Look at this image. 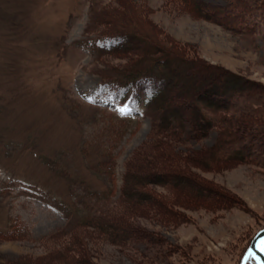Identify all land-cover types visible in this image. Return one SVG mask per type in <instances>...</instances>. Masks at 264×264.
<instances>
[{
	"label": "rangeland",
	"instance_id": "obj_1",
	"mask_svg": "<svg viewBox=\"0 0 264 264\" xmlns=\"http://www.w3.org/2000/svg\"><path fill=\"white\" fill-rule=\"evenodd\" d=\"M193 1L0 0V232L25 235L0 239V264H240L264 228V0H195L207 16ZM109 31L136 38L98 56ZM152 49L176 64L168 89L185 126L169 136L97 94ZM213 85L229 99L208 123L188 103ZM230 150L242 157L224 160ZM130 157L143 162L133 181L159 183L131 182L142 196L126 202ZM96 206L116 237L72 225Z\"/></svg>",
	"mask_w": 264,
	"mask_h": 264
},
{
	"label": "trees",
	"instance_id": "obj_2",
	"mask_svg": "<svg viewBox=\"0 0 264 264\" xmlns=\"http://www.w3.org/2000/svg\"><path fill=\"white\" fill-rule=\"evenodd\" d=\"M193 4L195 5V10H199L198 13L207 16L208 10L206 7H203L199 5L200 3L197 1H193ZM219 11V8H218ZM104 36L97 37L99 40L95 43V52L96 55H107L111 52L115 51H121L125 48L127 49V46H129V43L131 44L132 41H130V38L134 36L133 38H136V35L134 32H111L109 33H103ZM129 35V38L124 35ZM133 34V35H132ZM140 36V34L138 35ZM141 40L144 38L139 37ZM155 50L152 49V52L150 54H153V57L150 63H147L148 65H144L145 61L143 62V65L141 67H135L130 68L128 71H123L121 73H118L117 75H108L105 74L101 76L100 78L102 81L99 83V91L97 94L100 96H104L106 98L111 97V101L118 102V103H124V102H133L136 105H138L142 111V116L147 118L150 123V129L154 132L161 133V130L168 131V135H170L171 131H178L179 133L184 128V116L183 111L173 104L172 96L169 94V82L171 80H174L173 78V70L176 68V64L173 65L171 62L173 61L172 58L167 59L165 61V53L161 55H156ZM163 58V59H161ZM141 62V63H142ZM179 62V61H178ZM159 65V66H158ZM142 87L145 89V92L142 93L141 89ZM215 87L214 90H210L209 88ZM220 86H210L207 89H204L198 93V95L195 94V96L192 98L191 102L188 103V106L195 107L196 109L200 110V116L203 117L206 122H210L212 120H209L208 116L205 111L207 110H220L222 109V106L227 104L228 97L227 96H220L218 95ZM141 90V91H140ZM136 91L141 92V95H139ZM210 91V92H209ZM217 102V103H216ZM218 107V109H217ZM120 119L126 120L127 117H121ZM128 120V119H127ZM150 131V132H151ZM162 131V132H163ZM167 133V132H166ZM160 142L163 143L161 140ZM249 144V143H247ZM243 146V145H242ZM242 157V154L239 153V151L230 150L229 154L226 155L223 159L224 160H231V159H238ZM143 160L145 157H142ZM132 157L129 158V161L125 164L124 171L122 174V184L121 187L118 190L117 199H124L127 201H132V199L135 196H142L139 189L136 190L135 186H144L148 183L156 184L159 183L158 178H150L152 176L150 172H145L141 177H138L136 181H133V172L135 169H142L141 165L143 162H135L134 164H131ZM132 166V167H131ZM103 167L106 169L107 173H110V167L108 164L106 166L103 165ZM112 171V169H111ZM131 182H134L135 186L132 187ZM137 184V185H136ZM112 187H109L108 192H111ZM143 188V187H142ZM88 196V195H87ZM110 195L109 193H105V199ZM101 197V196H100ZM91 198H97L96 193H90L87 198H84V196L81 198V203H83L85 207V202L87 199ZM108 199V198H107ZM100 207L93 208L92 213L87 212L86 209L84 213H81L76 218V222L73 223L77 228H82L86 230L91 231H98L101 233H107L110 237H116L118 235L117 230L120 229V227H116L113 223V219L108 222V217H104V215L99 212ZM77 213V211L75 212ZM65 216L68 220L71 218L68 217V213L64 212ZM120 223V219H117ZM68 224L70 223L67 222ZM68 227V225H66ZM12 228V227H11ZM9 227L8 230L5 232H0V239L5 240H22L25 236L24 232L21 231L19 228H14L11 230ZM68 230V229H67ZM65 230L63 232L67 233L68 231ZM57 231V230H56ZM60 231V229H58ZM22 232V234H21ZM56 233V232H55ZM21 234V235H20ZM248 244V242H247ZM247 244L243 247L241 255L244 253V251L247 248Z\"/></svg>",
	"mask_w": 264,
	"mask_h": 264
},
{
	"label": "water",
	"instance_id": "obj_3",
	"mask_svg": "<svg viewBox=\"0 0 264 264\" xmlns=\"http://www.w3.org/2000/svg\"><path fill=\"white\" fill-rule=\"evenodd\" d=\"M262 239H264V228L261 229V230H259L256 233V235L252 239L249 247L246 249V251H245V253H244V255H243V257H242V259L240 261V264H246L249 261V259L252 258V257L258 258L259 259V264H264V253H262V252H260V251L257 250L258 242L260 240H262ZM250 249L252 250V252H253L254 255L251 256V257H248L246 259L245 257H246V255H247V253L249 252Z\"/></svg>",
	"mask_w": 264,
	"mask_h": 264
},
{
	"label": "snow or ice",
	"instance_id": "obj_4",
	"mask_svg": "<svg viewBox=\"0 0 264 264\" xmlns=\"http://www.w3.org/2000/svg\"><path fill=\"white\" fill-rule=\"evenodd\" d=\"M111 99H112V98L109 97L108 100H106L105 102H106V103H107V102H110ZM117 110L120 111V112L123 114V113H125V112L131 111L132 108H131V106H130L129 104H125L122 108H119V109H117ZM257 250L260 251V252H262V253H264V239H262V240H260V241L258 242ZM253 255H254V254H253L252 250L250 249L249 252L247 253V255H246L245 258L247 259L248 257H251V256H253Z\"/></svg>",
	"mask_w": 264,
	"mask_h": 264
}]
</instances>
